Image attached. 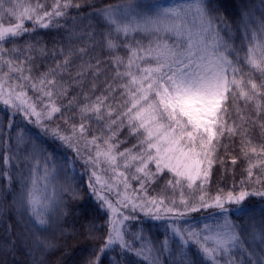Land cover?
Segmentation results:
<instances>
[{
  "label": "trees",
  "instance_id": "1",
  "mask_svg": "<svg viewBox=\"0 0 264 264\" xmlns=\"http://www.w3.org/2000/svg\"><path fill=\"white\" fill-rule=\"evenodd\" d=\"M162 1L0 0V26L3 27H14L20 22L16 16L6 12L9 7H16L18 13L24 8L34 9L33 13H29L33 19L23 22V27L28 30L26 33L0 41V86L3 88L0 93V264H149L157 256L158 264H181L182 259L184 264H210L194 244H182L181 237L173 232V228H181L185 233L191 230L207 234L204 232L205 225L214 231H221L225 219L236 226L235 230L245 247L251 245L252 250L260 251L259 240L252 241L251 233L253 230L260 232L261 221L264 220L261 213L264 198L250 195L246 200L247 213L237 211L235 204L227 202L225 208L228 210L223 212L216 208H200L198 200L200 195H204L209 201L220 190L225 193L232 191L234 195L242 190L264 192V167L260 166L264 163V128L261 127L264 125V108L258 110L256 107L257 103L264 105V96H257L253 101H245L242 97L229 100L224 120L229 127L236 128V133L229 135L225 132L214 140L210 177L207 181L192 183L191 187L171 171L164 169L158 172L153 165L147 167L151 172L147 175L145 171H137L141 167L128 160L131 159L130 154L141 152L139 141L144 136L130 134L126 117L122 118L123 127L117 120V125L109 128V119L97 121L94 116H81L80 108L84 104L96 105L97 97L108 98L100 105L102 116H107L109 106L114 113L126 110L122 107L126 97L118 86L127 81L116 77L114 57L122 58L126 64L130 52L124 45L135 49L133 42L140 41L147 49L150 40L155 39L147 32H129L127 35L116 32V25L98 15L99 10L111 5L115 7L116 18L127 21L135 17L140 20L144 16H154L161 9L196 2L175 0L168 5ZM66 2L73 6L61 9L65 15L43 16L44 12H53L57 3ZM218 2H222L220 14L229 25L226 33L230 37L229 43L235 48L233 58L236 55L241 58L240 67L246 82L243 91L251 94V85L247 81L260 85L264 83V76L248 67L243 58L247 55L250 31L258 29L260 21L264 20V0ZM242 13H251V20L248 17L242 20ZM36 17L42 19L37 21ZM195 17L193 9L189 16L190 24L198 23ZM110 32L111 39L118 45L115 49L107 45ZM221 34L224 35L225 31ZM160 35L170 42L174 39L163 32ZM138 55L144 56L145 53L139 52ZM66 58L70 63L57 69V65H63ZM136 63L145 66L139 60ZM16 65L22 66V72L15 71ZM51 69H57L56 75L47 76V80L55 79L57 85H63L67 89L66 95L60 94L62 89L59 86L50 87L46 82L41 86V79ZM125 70L124 67L119 68L120 72ZM21 75L30 79L21 80ZM237 79L241 76L238 75ZM32 84L36 85V91L32 89ZM41 89L51 90V99L45 96L38 100ZM259 91L264 93V89ZM22 93L27 98L25 107L31 111L30 106L34 105L36 111L42 113L39 122L34 114L26 116L24 110L15 107L19 104L15 96ZM5 99L9 100V104L3 102ZM69 100L73 101L71 107H67ZM53 104L61 111L48 118L47 112ZM111 119H117V115L114 114ZM81 123L85 125L83 134L79 131ZM73 125L76 126L75 132L72 131ZM57 132L70 137V141L60 140L54 135ZM109 136L113 139L109 140ZM93 137H99L95 144L91 143ZM110 146L109 154L116 155L113 170L123 173L124 190L129 198L147 206L149 201L162 200L167 208L178 210L163 212L160 219L146 215V210L132 212L121 231L133 251L123 249L119 244L100 251L111 223L108 210L99 196L97 173L105 172L102 154L109 152ZM253 148L255 153L251 151ZM98 150L101 152L99 163L95 166L91 162L85 163L89 156L95 159ZM126 150L128 154L121 157L119 153ZM45 163L47 180L43 179ZM250 164L253 165L251 178L247 171ZM203 166L206 167V163ZM34 178H37L34 189L37 198L47 197L58 202L46 210L41 208L44 212L42 217L32 214L27 203V192L33 189L31 181ZM90 184L95 186V190ZM201 184L202 190L199 187ZM182 198L198 211L186 210L181 203ZM41 219L45 222L40 223ZM149 248L152 249L151 254L147 251ZM139 249H144V255H136L135 250ZM232 255L240 253L233 250Z\"/></svg>",
  "mask_w": 264,
  "mask_h": 264
},
{
  "label": "snow or ice",
  "instance_id": "2",
  "mask_svg": "<svg viewBox=\"0 0 264 264\" xmlns=\"http://www.w3.org/2000/svg\"><path fill=\"white\" fill-rule=\"evenodd\" d=\"M72 6L70 2L57 3L53 12H44L43 16L50 18L51 16L65 15L61 9ZM221 7L222 2H218V0H207V2L206 0H196L194 4L176 5L161 9L154 16H144L140 20L133 17L127 21L116 18L115 7L111 5L97 13L111 24L116 25L118 33L122 32L127 35L129 32H147L150 36L155 37L154 40H150L147 49H144L140 41L133 42L136 44L135 49L130 45H124L130 52L126 64L122 58L114 57L117 69L116 77L127 81L118 86L123 89V95L126 97L122 104L125 111L114 113L109 106L107 116H102L100 105L108 99L107 97H97L96 105L84 104L80 108L82 117L91 118L94 116L97 121L109 119L110 123L107 125L109 128L117 125V120H119V126L123 127L124 120L122 118L126 117L127 126L131 129L130 134L144 136L139 141L141 148L139 156L132 157V159H139L140 163L144 165L137 169L138 172H144L147 163L154 162L158 172L168 169L174 172L176 177L186 178L189 187L198 179L207 181L214 162L210 158L215 150L214 140L223 136L225 132L229 135L236 133V128L229 127L224 120V116L228 113L229 100L234 101L237 97H242L245 101H253L257 96H264V93L259 91V89H264V83L257 85L249 80L247 83L251 85V94L243 91L246 82L243 79V68L240 67L241 58L238 55L233 58L235 48L229 43L230 37L226 33L229 25L226 18L220 14ZM193 9L196 13L195 20L198 21L196 24L189 23V16ZM6 12L16 16L20 22L14 27L0 26V41H5L9 37H19L22 33H26L28 30L23 27V22L25 19L29 21L33 19L29 13H33L34 9L24 8L23 12L18 13L16 7H9ZM245 17L251 20V13H242L241 19L243 20ZM36 19L40 21L42 18L36 17ZM221 25L224 26L223 29H221ZM43 26L48 27L47 24ZM245 27L247 28V25ZM222 31H225L224 35L221 34ZM161 32L174 37V39L170 42L169 39L160 35ZM249 39L247 55L243 59L248 67L264 76V20L260 21L258 29L250 31ZM107 45L110 49L118 47L111 39V32ZM139 52H144L145 55L140 56ZM257 53H259V59H257ZM137 60L145 66L136 63ZM68 63L70 61L66 58L63 65H57V69ZM98 65L99 61H97V70H99ZM120 67H124L126 70L120 72ZM57 69H51L44 74L40 84L42 87L45 82L50 87L59 86L62 89L60 94L66 95L67 89L63 88V85H57L55 79L47 80V76L56 75ZM15 71L22 72V66L16 65ZM81 74L78 73V75ZM238 75L241 76V79H237ZM20 79L27 81L30 77L21 75ZM31 87L34 91L37 90L35 84H32ZM109 89H111V85H109ZM2 92L3 88L0 86V93ZM40 92L38 100L45 96L51 99L53 95L51 90L42 91L41 89ZM9 95L11 96L12 92ZM15 99L19 101L15 107L24 110L26 116L34 114L37 122L40 121L42 113L36 111L34 105L30 106L31 111L25 107L27 102L25 94L16 95ZM3 102L6 105L9 104L7 99ZM72 103L73 101L69 100L67 107H71ZM256 107L259 110L264 108V105L257 103ZM60 111L61 108L53 104L47 112V117L51 118L54 113ZM114 114L117 115V119H111ZM261 127L264 128V125ZM72 131H76L75 125L72 126ZM79 131L81 134L85 132L83 123L80 124ZM54 135H57L62 141H70V137L61 136L58 132ZM97 139L99 137H93L91 143L95 144ZM108 139L111 140L113 137L109 136ZM144 145L147 147L145 148ZM69 146H72L71 143ZM133 147L135 148L136 145ZM110 151L111 146L109 152L103 153V155L110 164L115 165L116 157L109 155ZM251 151L255 153L256 149L253 148ZM77 152L79 153V149ZM127 154L128 150L119 153L121 157ZM100 156L101 152L98 150L96 158L89 156L85 163L91 162L95 166L99 163ZM45 161H47V157H45ZM205 163L207 166L202 167ZM260 166L264 167V163ZM252 167L253 165L250 164L247 169L249 178L253 175ZM92 175L95 176V172ZM120 175L122 176L123 173ZM43 179H48L46 163ZM31 183L33 189L27 192V203L31 206L32 214L42 217L44 212L41 211V208L46 210L58 202L47 197L38 199L34 194L37 178L32 179ZM168 183L171 184L172 181H168ZM176 183L179 184L180 181L177 180ZM241 183L243 184V181ZM89 186L95 190L94 185L90 184ZM199 187L201 190L203 189L202 184ZM250 195L264 198V192L260 191L249 193L242 190L238 195H234L232 191L225 193L220 190L214 198H210L212 203H209V198L204 195L199 196L198 203L200 208H216L223 212L228 210L225 208V202H227L235 204L237 211L247 213L246 200ZM173 203L175 202L173 201ZM181 203L188 211H198L196 207L190 206L188 200L182 198ZM148 204L152 207L141 205L146 209L145 214L160 219L157 202L152 200ZM159 204L162 205L163 201L161 200ZM163 210L165 213L178 211L175 208H164ZM261 213L264 216V209H261ZM179 215L182 216L184 213H179ZM39 222L44 223L45 220L41 219ZM117 223L113 222V228L109 232L104 246L100 249L101 252L113 244H119L123 249L133 251L130 242L125 240L124 234L116 226ZM235 228L234 224L225 219L221 231H214L205 225L204 232L207 234L191 230L185 233L183 229L177 227L173 228V232L181 237L182 244L187 245L189 242L194 244L210 264H264V220L261 221L260 232L257 233L253 230L251 233L252 241L259 240V252L252 250L251 245L245 247ZM164 248H167V241L164 242ZM233 250L238 251L240 255L233 256ZM147 251L151 254L152 249L149 248ZM135 253L144 255V249L135 250ZM225 256L228 258L225 259ZM145 259H147L146 256ZM158 259V256L153 258L149 264H158ZM181 264H184L183 259Z\"/></svg>",
  "mask_w": 264,
  "mask_h": 264
},
{
  "label": "rangeland",
  "instance_id": "3",
  "mask_svg": "<svg viewBox=\"0 0 264 264\" xmlns=\"http://www.w3.org/2000/svg\"><path fill=\"white\" fill-rule=\"evenodd\" d=\"M162 2L168 5H172L175 2V0H163ZM139 154L140 153L130 154L131 159H129L128 161H131L134 164L137 163L140 167H144V165L140 163L139 159H132V157L139 156ZM109 155L116 157L114 153H111ZM102 157H103L102 161L105 164L103 166L105 169V172L97 173V176L100 182L99 196L100 198H102L104 202V206L108 210V213H109V219L111 223L110 231L113 228V222H118L116 226H118L120 230H122L121 228L124 225L126 218L130 216L132 212L146 210V209L141 207L142 205L141 203L134 201L132 197L129 198L126 195V192L124 190V175L122 176L120 175V173H122L120 170H117V169L113 170L114 165L110 164L106 160L103 154H102ZM150 165H153L154 170L157 171L155 163L148 162L147 166L145 167L146 173H151L147 170V167ZM202 167L204 166L202 165ZM171 173L176 177L174 172L171 171ZM177 178L179 180L189 183L186 178H182V177H177ZM197 181H202V179H198ZM118 185H120L121 187L118 188ZM214 197L215 195L212 198ZM155 201L157 202L159 206L160 214L163 213L164 212L163 209L167 208V206H165L164 204L160 205L159 204L160 201H157V200ZM208 202L212 203V199H210ZM148 207H152V205L149 204ZM113 209H115V211H113ZM217 210L220 211L219 209Z\"/></svg>",
  "mask_w": 264,
  "mask_h": 264
}]
</instances>
